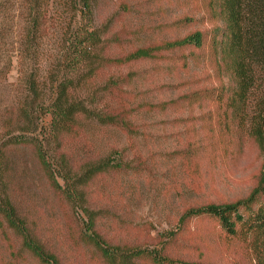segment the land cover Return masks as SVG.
Returning a JSON list of instances; mask_svg holds the SVG:
<instances>
[{"label":"rangeland","instance_id":"obj_1","mask_svg":"<svg viewBox=\"0 0 264 264\" xmlns=\"http://www.w3.org/2000/svg\"><path fill=\"white\" fill-rule=\"evenodd\" d=\"M209 14L202 0H0V203L21 227L0 213V264H45L24 233L59 264H231L214 220L182 216L245 197L264 152L248 122L189 101L213 82L206 53L126 59L209 30ZM80 42L86 61L67 67ZM56 101L76 109L67 128L51 127ZM91 224L123 260L86 239Z\"/></svg>","mask_w":264,"mask_h":264},{"label":"trees","instance_id":"obj_2","mask_svg":"<svg viewBox=\"0 0 264 264\" xmlns=\"http://www.w3.org/2000/svg\"><path fill=\"white\" fill-rule=\"evenodd\" d=\"M79 1L86 8L90 6V0ZM202 1L212 20L216 22L209 30L195 29L172 41L137 48L126 59H144L162 50L176 49L190 53L188 60L187 56H182L183 66H187L195 62V52L206 53L207 63L214 73L213 82L209 88L189 94V101L196 103L199 98L208 99L210 111L215 112L217 121L227 123V126L240 128L248 122V134L264 152V0ZM189 21L192 20L184 18L174 23L182 25ZM71 51L76 52L68 57L67 67H78L86 61L89 48L80 42V45L72 46ZM52 107V129L67 128L74 120L76 109L72 105H63L60 101L54 102ZM250 107L251 121L248 120ZM228 136L231 139L236 137L229 131ZM42 161L45 163L43 158ZM97 171L93 167L89 173H85V177L90 173L93 176ZM51 184L60 188L54 179ZM4 205L0 203V213L9 225L21 230L20 225L15 222L14 210ZM202 216L216 222L230 248L231 264H264V157L253 175L252 187L245 197L230 202H209L203 206L190 207L182 218ZM24 234V248L45 264H59L54 257H47L42 247ZM85 237L107 260L118 258L119 254H115L113 248L104 245L95 236L92 224L87 228ZM120 258L123 260L122 255ZM172 264L204 263L175 261Z\"/></svg>","mask_w":264,"mask_h":264}]
</instances>
